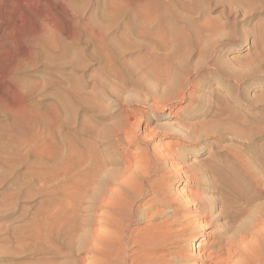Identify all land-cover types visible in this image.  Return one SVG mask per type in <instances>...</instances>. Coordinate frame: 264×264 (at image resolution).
Returning a JSON list of instances; mask_svg holds the SVG:
<instances>
[{
	"label": "rangeland",
	"instance_id": "rangeland-1",
	"mask_svg": "<svg viewBox=\"0 0 264 264\" xmlns=\"http://www.w3.org/2000/svg\"><path fill=\"white\" fill-rule=\"evenodd\" d=\"M181 1L182 5L188 7L198 2V11L190 15L192 20L199 22L200 25L203 23V26L209 24L211 29L217 26L219 30L222 29L219 31L220 36L225 33V35H222L223 40H226L225 38L229 34V40L234 41L232 44H226L223 50L219 49L214 56L215 59H222L221 61L224 62V65L226 64V67L239 75H248L244 82L221 77L224 80L223 82L221 78L212 77L207 87H202V90L198 91L199 93L197 92L198 99L192 105L199 109V113L197 117L194 113L190 114V123H192L190 126L181 125L177 120L178 111L185 109L190 104L189 100L182 102H176L177 100L172 102L171 100V104L170 102L165 104L163 110L154 112L148 106H143V104L148 100L150 93L148 89L151 86L153 88L150 91L154 89L163 93L162 88L155 86V82L150 78L149 81L146 79V81H142L140 79L141 72H136L135 75V73L131 74L128 71L131 66L134 67L139 63L141 57L138 53H132L128 49L139 42L134 35L135 33L131 30L130 18L135 15L133 17L134 21L145 30L147 28L151 33L152 30L158 31L161 27L167 28L168 34H172V40L170 39V43L167 44L168 47L172 48L173 54L177 49L176 41L178 37L175 38V35H185L188 32L184 24L174 18L175 14L179 12L182 14V11L183 14H187L182 9L183 6L179 8L178 5L176 6L173 3V0H0V68L13 67V70L16 71L18 83L23 84L26 88L28 95L26 106L30 112L32 129L30 138H27V140L24 138L22 145L17 146V143L11 142L9 138L12 135L19 139L20 137L15 135L17 132L14 129L12 131V121L6 119L0 111V264H74V262L95 264V262H98L99 259L88 251L81 253H76V251L77 255L73 256L74 252H72L71 247L62 250L59 259L55 261L49 260L47 262L31 259L28 252L26 254L23 248L21 249L12 242L11 232L15 226L24 227L25 222L32 219V217L34 218L39 209L47 211L45 216L54 214L55 212L48 211H55L54 205L56 208V202L58 201L61 207L57 208L63 209L62 205L64 203L66 211L63 210L65 212H74V215L69 214L72 216L77 214V218H80L78 219L81 221L79 236L84 235L81 238L86 241L88 238L86 234L88 235V232L91 233L92 229L100 225L97 222L94 225L93 218L88 220V218H91L88 210L91 201L90 193L97 190L105 192V186L99 183L100 178L113 171H116L117 176L120 175L119 177H121L120 172L123 171L124 162L128 158L132 162L134 161L131 169L133 172L129 173L130 178L133 177L131 178L132 181L123 178L124 181L121 180L122 182L126 180V185H123L126 187L111 184L110 189L113 188L114 190H112L116 192L122 190L121 192L127 193L129 191L131 193V189L133 190L140 185L148 192L143 199L136 200V207H140V212L136 217H130V223L126 225V227H129L126 229L127 232L132 233L134 231V234H132L134 237L136 236V239L142 235L145 225L154 226L171 218L172 206L169 208L168 205L164 204L163 207H158L157 210L154 209L157 212V217L154 216L153 220L152 218L141 220V211H152L158 203L154 194L157 191L156 188L161 189L162 193H167L172 201V194L175 190V192L181 194L191 189L190 184L180 179L179 174L188 170L189 167L194 168L201 165L204 169L208 164L213 166L218 164L220 179L227 182V186L223 187V194L215 195L214 192L206 191L203 195L210 206L215 207L212 212L216 214H214V218L220 223H218L219 227L222 226L219 231L227 237L232 238L230 236L232 234L233 238H239L250 227L254 226L256 214L264 206V193L256 185L255 178L253 179V177H258L260 173L264 172V0ZM138 13H142V17ZM161 15L167 19V24L165 22V25H161ZM171 41L173 42L171 43ZM115 52L120 54L119 57L114 55ZM199 53V51H195L194 55L192 54L194 57L190 58V62L196 63L199 59H204L202 53L200 55ZM217 54L220 55L217 56ZM133 62H136V64ZM225 82H228V85H225ZM229 89L232 94L229 93ZM163 96L165 95L163 94ZM216 97H221L222 104L216 102ZM0 101L4 102L2 94L0 95ZM124 106L127 109L136 107L144 109L145 107V111L147 110L146 117L137 116L131 122L127 116L128 111L125 110ZM223 106L225 114L220 119H222L221 124L223 127L230 128L227 134L225 133L222 137H206L201 134L203 137L199 138L200 125H196L201 120L211 121L213 114ZM206 116L208 117L206 118ZM192 126L194 128H191ZM123 127L130 128L126 135L123 133ZM173 129L174 131L188 129L189 132L194 129L195 133H198L195 137L192 136L191 140L185 139L179 142L181 145L179 150L182 151V158L179 160L166 157L169 153L167 147L178 142V140L169 138L168 134H172ZM220 129L222 128L218 127L217 130ZM229 131L230 133H228ZM111 132L112 134H110ZM134 136L138 140L147 139L146 143H132L131 138ZM197 143L200 146H197ZM196 146L202 149L200 156H195ZM30 150L32 155L27 157ZM153 150L158 151L161 155L163 154L161 158L165 157L168 160L160 158L165 161L158 162V164L150 162L153 161L151 159ZM135 153H138V155ZM46 155L52 159L47 158ZM189 156L192 158L190 161L187 160ZM79 157L81 159L85 158V163L83 162V167L81 166L82 169L79 171L71 170L72 172L67 175L63 174L62 172L65 171L69 163L81 160ZM114 157L117 160L111 162ZM238 157L241 160L240 162ZM242 159L252 165L243 162ZM137 161L140 162V165L134 166ZM242 162L245 165L241 164ZM243 166H246V168ZM261 167L262 172L260 171ZM144 169H147L148 173L145 177H142L140 175ZM55 172L60 177L58 176L54 180L47 177V174L52 176ZM249 172L252 174L249 175ZM35 173L43 177L46 174L47 178L44 177L45 179L40 182ZM253 173L257 176H253ZM28 175L37 180H32ZM137 179L139 180L137 181ZM82 181L86 182L85 188L90 189H86V191L85 188L79 189L80 186L78 185ZM92 182H94V185ZM135 182L137 184L139 182V185H136ZM178 182L181 183L180 186H176L179 184ZM134 183L136 186H134ZM95 184H98L99 187ZM127 184L132 185L130 190H128L129 186ZM66 185H68V188ZM75 185L79 189L77 192L78 189ZM230 185L238 190L241 199L233 196ZM140 186L139 188H141ZM73 187H76V189ZM120 188L121 190H118ZM56 190L59 192H56L57 195L54 192L52 193ZM72 190L75 191V196ZM81 190H84L85 193V197L82 196L83 198H80L79 194L77 196V193H80ZM121 192L118 193L123 194ZM50 195L51 199L49 198ZM76 196L77 199L74 198ZM45 197H48V200ZM56 197L61 198L60 201H62L59 202ZM78 197L80 200L85 199L81 203ZM63 198H67V202ZM9 199H11V202ZM76 200L80 204H75ZM13 201L17 203L15 202V204ZM72 202L73 204H71ZM49 204L53 207V210ZM74 204L78 208L74 207ZM222 204L228 209L226 211L229 212V217L231 215L235 218H226L220 215L219 211L222 208L220 206H223ZM72 205L74 209L71 208ZM76 208L82 212L75 210ZM69 209L71 210L69 211ZM179 210L182 211H180L181 216L186 214L184 217L188 216L191 219H194L193 216L195 218L199 217V214L188 213L183 208H179ZM217 213L219 214L217 215ZM136 219L138 222H136ZM86 220L87 222H85ZM190 225H195V223L192 224L191 222ZM202 225L204 227L206 223L203 222ZM210 231L212 229L202 234L199 240L195 242L194 245L196 246H190L186 250V254L196 257L199 246L209 245L208 233ZM90 233L88 236H90ZM263 235L259 238L252 235L253 237L249 236L248 239L252 247L255 248V250L252 249V255L256 264H264ZM80 240L74 242V250L78 248ZM134 246L129 248L130 255H133L132 258L138 256L137 252L134 253L137 250L135 249L137 247L134 248ZM253 252H255V255Z\"/></svg>",
	"mask_w": 264,
	"mask_h": 264
},
{
	"label": "bare ground",
	"instance_id": "bare-ground-1",
	"mask_svg": "<svg viewBox=\"0 0 264 264\" xmlns=\"http://www.w3.org/2000/svg\"><path fill=\"white\" fill-rule=\"evenodd\" d=\"M173 3L176 6L178 5L179 8H180V6H181V8L183 6L182 9L187 13V14H183V11H182V14L180 12L179 13L176 12L177 14H175V16H174L176 21L182 22L184 24L185 29L188 31L187 34H185V35L184 34L183 35H179V34L175 35V33H174V35L176 36V37L175 36L174 37L175 38L178 37L177 41H176L177 42V45H176L177 49L175 47L176 52H174L173 53L174 55H173L172 54V48L168 47L167 43L168 42L170 43V39L172 40V37H171L172 34L171 35L168 34L167 28H165V27H161L160 29L157 28L158 31L152 30V33H151V31H149L146 27H145L146 28V30H145L144 28L139 26L134 21V19H133V17H135V15H134L130 18L131 30H132V32L135 33L134 35L138 38L139 42L137 45L131 46L128 49L130 51H132V53L133 52H136V54L138 53V55L141 57L138 61L139 63L136 66H134L135 69L133 66H131L132 69L130 68L131 70L128 69V71H130L129 73H131V74L135 73V75H136V72L137 73L141 72L142 74H141L140 79H142V81L145 79L149 81V78H150V80H153L155 82V84H156L155 86H157L158 88H162L163 93H161L162 91L160 92V91H157L154 89H152L150 91V89L153 87L151 86V88H150V86L147 85L150 88V89H148L149 90L148 92H150V93H149V97L147 96L148 97V100H146L147 102L144 101L145 104H143V106L144 105L148 106L149 109L153 110L154 112H156L158 110H163V106L165 108V104H167L171 100H172V102H175L176 100H177L176 102H182L184 100H189L190 104L185 109L178 111L177 120L180 122L179 124H181V125L190 126L192 124V123H190V118H189L190 114L194 113L195 117H197V114L199 113V109H197V107H193V105H192L193 102L196 99H198L197 98V92L201 91L202 87L206 88L207 85L212 80L211 79L212 77L213 78L216 77L219 79L221 77H225L227 79H236V81L244 82V80L247 79L248 75L247 74L239 75L236 72H233L232 70H230V68L226 67L225 66L226 64L224 65V62L221 61L222 59L221 60H219L220 58L215 59L214 56L216 55V53H218L217 51L219 49L223 50V48H225L226 44H232V43H234V41L229 40V38H230L229 34L227 35L229 38L224 37L226 40H223L222 35H225V33L220 36L219 31L222 29L219 30V28H217V26H215L214 29H211V28H209V26H210L209 24H208V26H203L204 25L203 23H202V25H200L199 22L197 23V22L192 20L190 15H192L193 13L198 11V9H199V6L197 4L198 2L197 3L195 2L196 4H194L191 7L182 5L183 3L181 0H173ZM138 15H140V17H142L143 14L138 13ZM166 21H167V19L161 15V18H160L161 25L164 24ZM166 24H167V22H166ZM218 26H219V24H218ZM211 27H212V25H211ZM234 30H235V28H234ZM261 30H262V28H261ZM176 31H179V30H176ZM172 42L173 41H171V43ZM261 46H262V44H261ZM195 51H199L200 53H202L204 59L201 58V59H199L200 61L198 60L196 63H192V61L190 62V58L194 55L193 53ZM200 53H199V55H200ZM213 53H214V55H213ZM114 55L116 57H119L120 54L118 52H115ZM219 55L220 54H217V56H219ZM261 55H263V54H261ZM200 57H202V56H200ZM135 61H137V60H135ZM133 63L136 64V62H133ZM0 79H1L0 80L1 81L0 95L2 94V98L4 100V102L0 101V111H2V113L5 115L6 119L12 121V124H13L12 131L14 129L17 132V134H15V135L16 136L18 135L20 137V139H19V138L12 135V136H10L9 140L11 142L17 143V146L22 145L24 138L26 140H27V138H30L31 130H32L31 125H30V112L26 106L27 98H28L26 88L23 86V84L20 85L18 83L16 71H14L13 67H11V66L6 67V68H0ZM223 82H224V80H223ZM224 84L228 85V82H225ZM152 85H154V84H152ZM147 86H145V87H147ZM5 89H6V94H5ZM228 91L230 94H232V91L230 89ZM163 94L165 96H163ZM251 98H253V97H251ZM124 99H125V97H124ZM216 99H217V101L216 100L215 101L218 104H222L221 97L220 98L216 97ZM170 104H171V102H170ZM128 106H129V104H128ZM218 107H220V106H218ZM131 108H132V106H131ZM125 110L128 111L127 116H128L130 121L133 120L137 116L146 117V114H147L146 113L147 110L145 111V107H144V109L136 107L133 109H130V108L127 109L126 108ZM224 114H225V109L223 106L220 109L218 108V110L213 114L211 121L201 120V122H199L196 125V126L200 125L199 126L200 132H198V133H200L199 138L203 137L202 135H205L206 137H209V136L222 137V136H224L225 133L227 134V131L230 128L227 129L228 127H225V126L223 127L221 124L222 119H220V118H222V116L224 117ZM207 117L208 116H206V118ZM198 121H200V120H198ZM240 121H242V120H240ZM133 124H135V123H133ZM133 124H131V125H133ZM217 126L221 127L222 129L217 130L218 129ZM180 128H182V127H180ZM191 128H194V127L192 126ZM108 129H110V128H108ZM122 130H123V133L126 135L129 132L130 128H124ZM131 130H132V128H131ZM263 130H264V128H263ZM15 131H14V133H16ZM111 131H113V130H111ZM233 131H235V130H233ZM257 131H259V130H257ZM133 132L136 133V131H134V130H133ZM240 132H241V130H240ZM119 133H121V132H119ZM130 133H131V131H130ZM198 133H195L194 129H193V131H190V132L188 131V129L187 130L182 129L180 131H174V129H173V133L168 134L169 138H172L174 140H178V142L172 143V145L170 144L167 147L169 149V153H167L166 157L169 159H170V157H172V159H175V160H179L180 158H182V151L179 150V147L181 146L179 142H181L185 139L191 140L192 136L195 137ZM228 133H230V131ZM110 134H112V132ZM246 134H247V132H246ZM250 135H252V134H250ZM258 135H259V133H258ZM136 136H138V135H136ZM131 139H132V143H135V144L136 143H138V144L142 143L143 144V143H146V140H147V139L146 140H144V139L138 140L137 137H135V136L132 137ZM102 143H104V142H102ZM197 144H198L197 146H200L199 143H197ZM197 146H196L197 151L195 153V156H200L202 149H201V147H197ZM23 147H25V146H23ZM94 147H96V146H94ZM233 149H235V148H233ZM31 150L29 153H27V157L29 155L30 156L32 155ZM86 152H87V150H86ZM88 153H89V151H88ZM136 155H138V153ZM49 156H51V155H49ZM162 156H163V154L161 155V153H158V151L153 150L151 153V159L153 161H150V162H153L155 164L156 163L158 164V162L161 163V161H162L161 159H166L165 157L161 158ZM47 158H50V157L47 156ZM52 158H50V159H52ZM187 158H188L187 159L188 161L192 160V158L190 156ZM0 159H1V156H0ZM116 160L117 159H115V157H114V159L111 160V162H115ZM166 160H168V159H166ZM238 160H239V157H238ZM163 161H165V160H163ZM193 161H195V160H193ZM240 161L241 160H239V162ZM242 161L247 162V161H244L243 159H242ZM69 162H71V161H69ZM83 162L85 163V158H83L81 160H77L76 162L69 163L70 165L68 164L67 165L68 167L65 165L67 168L62 173L67 175L70 172H72L73 170L79 171L80 169H82L81 166H82ZM133 162L129 158H128V160H126L124 162L125 167H124V169L122 167L123 171L120 172V174L122 175L121 177H119L120 175L117 176V172L116 171L114 172L113 170H112L113 172H108L107 174L104 173L106 175L103 176L102 178H100L99 183H101L102 186H105V188H106L105 192H103L102 190L101 191L97 190L96 192L93 191L94 193H92L91 190H89L91 192L90 193L91 194V201L88 200V201H90V204L88 205L89 209L88 208H86V209H88L90 211L89 213L91 214V218H88V220L93 218V223L97 222V224H100V225H99V227L96 226V228L92 229L91 233L88 232V235L90 233V236H88L86 234V236L88 237L86 239V241H84L85 239L82 240L84 235L79 236L81 221L78 220L80 218H77L78 216H76L77 215L76 212L79 211L81 209V207H80V209L77 210L78 206L75 205L78 203L77 200H76V203L74 202L75 203L74 207H77L75 209V210H77L75 212V214H76L75 216H72V215H74L73 214L74 212H69L72 215H70L68 212H65L66 209L64 207H66V206H64V203H63V205L62 204L61 205L63 206V209L65 211L63 209H59L61 206H60V203H58V201L56 200L57 201L56 202V208L54 205L55 211H48V212H55L54 214H50V216H45V215H47L46 214L47 211L39 209V210H37V215L34 218L32 217V219H28V221L25 222L24 227L15 226L11 232L12 242H14L16 245L21 247V249L23 248L25 250L24 252L26 254L28 252V254L31 255V259H35L37 261H47V262L49 260H54V261L56 259L58 260L59 255L61 254L62 250L66 249L68 247H71L72 252H74L73 256H76L77 255L76 253H81L83 251H88V252L94 254V257H97L99 259L98 262L94 261L95 264H198V263L199 264H256L254 256L252 255V251H253L252 249L255 250V248L252 247V244L249 243L248 239H249V236H252V235L259 238L261 235L264 234V206L262 208H260V210L256 214V217H255L256 219L254 220L255 221L254 226L250 227L249 230L245 234H242V236H239L237 233V237L239 236V238H236V237L233 238L232 234L231 235L229 234L230 236H232V238L227 237V235H225L223 232L219 231V229H221L222 226L219 227L220 226V225H218L219 222H217L214 218L216 214L212 212V209L215 207H212L213 205L210 206V204L203 198V195L206 191L214 192L215 195L216 194H223V191H222L223 187L227 186V182L220 179L221 178L220 174H219L220 171L217 168L219 166L218 164L214 165V166L211 164H208L206 166V168L203 167L204 169H202V167L200 165V167H194L195 169L192 167H189V168H187L188 170H186V171L183 170L184 172L179 174V177H180V179L184 180L186 183L190 184L191 189L188 192L181 193V194L178 192H175L176 191L175 190L174 193L172 192L173 193L172 194V201L169 199V195H167V193H162L161 189L156 188L157 191L153 190V191H155L154 194H155V198L158 200L157 201L158 203L156 204L154 202L156 205L155 206L153 205L154 208L152 209V211H149V210L141 211L142 212V219L141 220H146L149 218L150 219L152 218V220H153V217L156 216V214H157V212H155L154 209L157 210L158 207H163L164 204L168 205L169 208L172 206V211L170 210L172 213V214L170 213L171 218L165 220L163 223H160V224L157 223V225H154V226L145 225L143 232H142V235L141 236L137 235V236H139L138 239H136V236L134 237V235H133L134 231L132 232L133 234L128 233L126 229H128L129 227L127 226L128 227L127 228L126 225H128L130 223V221H129L130 217H136L137 214L140 212V209H139L140 207H136L137 206L136 202L139 201V199H141V198L143 199L145 197V195L148 194V192L145 191L139 185V182H138V184L136 182L135 183H136V185H139L142 189L139 188V186L135 187L133 190L131 189V191H132L131 193L129 191H127V193L129 192V194H127L126 192H125L126 193L125 194L124 191L121 192L122 191L121 188L118 189L121 191H118V190L117 191L121 192L123 194H120L116 191H113L114 189L113 188H112L113 190L110 189L111 188L110 185L116 184L119 187H123V188L126 187V186H123L124 184L126 185V183H125L126 180L132 181L131 178H133V177L130 178V175H129V173L133 172L131 170L133 167V164H134ZM243 162L241 164L245 165V163H243ZM247 163L249 164L250 162H247ZM3 164H4V162H3ZM248 164H247V166H248ZM139 165H140V162L137 161L134 166H139ZM84 166H85V164H84ZM155 167H157V166L155 165ZM243 167L246 168V166H243ZM64 168L65 167L63 166V169ZM253 169H255V167H253ZM256 169H258V168H256ZM60 170H62V169H60ZM93 170H94V168H93ZM262 170L263 169L261 167L260 171L262 172ZM56 171H58V170H56ZM142 171L143 172H141L140 176L145 177L147 175L148 171H147V169L146 170L144 169ZM98 172H101V171L98 170ZM174 172H175V170H174ZM252 172H253V170H252ZM178 173H179V171H178ZM251 174L252 173H250L249 175H251ZM256 174H258V173L256 172ZM29 175H30V173H29ZM29 175H28V177L32 178V180H33L34 178L29 176ZM45 175H44L45 178L50 177V179H52V180L56 179V177L58 178V176H59V174H58V176L56 175V172L52 176L51 175L48 176V174H47V177H46ZM26 176H25V178H26ZM253 176H257V175L254 174ZM23 177H24V175H23ZM44 177L39 176V175L36 176V178L40 182H42L45 179ZM78 178H77V180L79 181ZM123 178L126 179L125 182H122ZM37 179H34V180H37ZM173 179H174V177H173ZM253 179L255 180L256 185L261 189L262 193H264V172H262V174L260 173L258 177H253ZM138 180L139 179H137V181ZM26 182H28V181H26ZM29 182H31V181H29ZM51 183H53V182H51ZM92 183L94 185V182H92ZM135 183H134V186H136ZM75 184H76V182H75ZM180 184L181 183H179L176 186H180ZM85 185H86L85 181L80 182V185H78V186H80L79 189L85 188ZM89 185H87V186H89ZM95 185H97L99 187L98 184H95ZM132 185H133V183H132ZM132 185H128L129 186L128 190H130ZM66 186L68 188V185H66ZM70 186H71V184H70ZM76 187H73V188L76 189ZM61 188L63 189V187H61ZM230 188L233 192L234 197H240L241 196L239 194L238 190L234 186L230 185ZM77 189H78V187H77ZM79 189L76 190V192L79 191ZM86 189L88 190L90 188L87 187L84 190L86 191ZM58 190L52 191V193L54 192L56 194V192ZM74 190H72V191H74ZM84 190H81L80 193L78 192L77 196H78V194H79L80 198L82 196H84L85 195V193L83 192ZM63 192H64V190H63ZM100 192H102L104 194H102ZM49 193H51V192H49ZM57 193H59V192H57ZM74 193H75V191L73 192V195H74ZM86 194H87V192H86ZM165 194H166V196H165ZM56 195H54V196H56ZM75 195H76V193H75ZM119 195H121V196L119 197ZM77 196L74 198L77 199ZM58 197H60V196H58ZM79 197H78V199H79ZM88 197H90V196H88ZM45 198L48 200V197H45ZM49 198L51 199V195L49 196ZM74 198H72V199H74ZM242 198H244V197H242ZM57 199H59V198H57ZM60 199H59V202L62 201V200L60 201ZM63 199H65V198H63ZM66 199H65V201L67 202ZM84 199H82V200L84 201ZM240 199H241V197H240ZM82 200H80V202ZM9 201L11 202V199H9ZM216 201H217V199H216ZM49 202H50V200H49ZM63 202H64V200H63ZM80 202L78 204H80ZM71 204H73V202ZM19 205H20V203H19ZM19 205H17V206H19ZM57 205H59V206H57ZM147 205H148V203H147ZM49 206H50V204H49ZM57 207H59V208H57ZM74 207L72 205L71 208L74 209ZM51 208L53 210V207H51ZM82 208H84V207H82ZM179 208H181V209L183 208V210L188 212V213L199 214V217L196 216L197 218H195L193 216L194 219H191L188 216L184 217L186 214L184 216H181V214H180L181 210H179ZM220 208H221V210L219 212H220L221 216L223 215L226 218H235L234 216H231V215L229 217V215H228L229 212L226 211L228 209H226L224 207V205L220 206ZM248 209H250V208H248ZM48 210H49V208H48ZM70 210L71 209H69V211ZM72 211H74V210H72ZM79 212L81 213L82 211H79ZM166 212H168V211H166ZM249 212H248V214H249ZM218 214L219 213H217V215ZM252 215H253V213H252ZM166 218H167V216H166ZM246 218H245V220H246ZM234 221H236V220H234ZM85 222H87V220ZM90 222H92V221L90 220ZM136 222H138L137 219H136ZM191 222H192V224L194 222L195 225H190ZM201 222L202 223L205 222L206 225L203 227ZM239 222H241V221H239ZM83 223H84V221H83ZM94 225H96V223ZM89 229H91V228H89ZM211 229H212V231H210L208 233L209 241H210L209 245H207L205 247L199 246L198 247L199 252L197 253L196 257L191 256V255L190 256L187 255L186 250L190 246L191 247L196 246L194 244L197 240H199L201 235L205 234L208 230H211ZM236 229H234V230L237 231ZM241 229H243V228H241ZM76 238H78V239H76ZM78 240H80V242H79L80 244H78V248L76 250H74L73 249L74 248L73 247L74 242L75 241L78 242ZM133 245H135L134 248L137 247V248H135L137 250L134 251V253L137 252V254H138V256L135 254L136 257H134V258H132L133 255H130L131 251L129 250L130 246H133ZM54 248H56V249H54ZM116 250H118V251H116ZM253 253L255 255V252H253ZM11 255H12V253H11ZM193 261H194V263H193ZM258 262H259V260H258ZM67 264H70V263H67ZM74 264H80V263L74 262ZM92 264H94V263H92Z\"/></svg>",
	"mask_w": 264,
	"mask_h": 264
}]
</instances>
